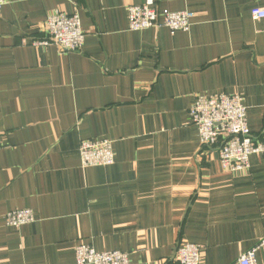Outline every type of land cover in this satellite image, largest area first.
Wrapping results in <instances>:
<instances>
[{
	"label": "crops",
	"instance_id": "0c3cea01",
	"mask_svg": "<svg viewBox=\"0 0 264 264\" xmlns=\"http://www.w3.org/2000/svg\"><path fill=\"white\" fill-rule=\"evenodd\" d=\"M195 13L189 32H131L143 0H8L0 13V264H76V248L132 264H178L182 242L204 264H238L264 238V158L229 174L201 145L197 95L239 93L264 141V0H159ZM77 13L86 42L37 41L48 14ZM112 142L116 162L84 168L83 141ZM32 210L13 228L7 215ZM264 264V247L257 252Z\"/></svg>",
	"mask_w": 264,
	"mask_h": 264
},
{
	"label": "built area",
	"instance_id": "2783aa9c",
	"mask_svg": "<svg viewBox=\"0 0 264 264\" xmlns=\"http://www.w3.org/2000/svg\"><path fill=\"white\" fill-rule=\"evenodd\" d=\"M140 6L128 8L129 30L168 29L172 34L189 32L193 26L194 16L190 11L171 12L160 8L159 0H143ZM8 0H0V13ZM255 20H264V8L254 9ZM42 33L44 39L37 41L43 46L54 45L62 53L82 52L86 37L82 20L77 13L68 15L61 11L48 14ZM190 122L197 126L201 145L206 149H216L221 169L229 174L249 171L251 157L264 158V141L251 133L247 107L239 93L197 95L189 112ZM0 137V153L3 149ZM80 160L84 168L110 167L115 164L112 142L83 141L80 145ZM36 222L32 210H15L7 215V225L21 228ZM257 247L242 254L238 264H259L257 252L264 247V238ZM204 249L201 246L182 242L176 249L175 262L178 264H204ZM76 264H132L126 253L98 252L92 247L78 245Z\"/></svg>",
	"mask_w": 264,
	"mask_h": 264
}]
</instances>
